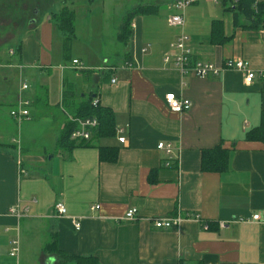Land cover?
<instances>
[{"label": "crops", "instance_id": "obj_1", "mask_svg": "<svg viewBox=\"0 0 264 264\" xmlns=\"http://www.w3.org/2000/svg\"><path fill=\"white\" fill-rule=\"evenodd\" d=\"M99 2L103 16L120 9L122 22L105 17L97 46L77 4L72 34L53 23L54 13L36 18L8 51L18 63H0L16 70L4 81L19 78L14 91H0V264H264V29H249L222 0H196L183 30L168 25L177 0ZM137 9L125 43L123 20ZM182 32L193 60L222 68L219 76L183 75L164 62ZM55 38L81 45L57 57ZM228 60L248 62L255 80L247 85L243 72L225 69ZM169 93L191 108L171 111ZM94 99L112 111L115 134L61 147L66 125ZM23 100L30 118L7 123L3 105L11 116ZM160 142L172 145L171 157ZM213 163L222 170H208ZM58 202L63 217L54 214ZM170 218L180 224L155 228Z\"/></svg>", "mask_w": 264, "mask_h": 264}, {"label": "built area", "instance_id": "obj_2", "mask_svg": "<svg viewBox=\"0 0 264 264\" xmlns=\"http://www.w3.org/2000/svg\"><path fill=\"white\" fill-rule=\"evenodd\" d=\"M196 0H177L176 2V10L178 11L177 14L168 18V25L170 27L179 28L181 30L184 29L185 26V19H184V12L185 10L195 3ZM207 2L219 4L221 0H206ZM254 9L256 10V5H254ZM257 12V10H256ZM173 49V54L166 56L164 62L166 64L173 63L175 68L178 69L183 75H186L190 72H193L196 76L201 78H207L209 76H219L222 68L217 67L212 63H206L202 61L193 60V52L189 46V37L182 32L177 40L171 45ZM13 53V52H12ZM74 65H79L80 62L78 60L73 61ZM83 69L81 65L78 67ZM225 69L228 70H236L243 72L245 75V83L250 85L256 78L254 71L250 68L248 62L243 60H228L225 62ZM264 77V75H263ZM113 83L116 82V79L112 81ZM29 89V85L24 83L22 85V90L26 91ZM165 102L169 109L176 113H182L187 111L191 108V102L187 99L180 98L176 96L174 93H169L165 96ZM99 105V101L94 99L92 101V106L97 107ZM30 102L28 100H23L17 109L11 111V116L16 119L17 121L21 122L25 119L30 118V111H29ZM71 121L76 123V129L72 133L71 139L77 142H87L90 141L92 138V133L99 127V122L95 118H87V119H79V118H71ZM122 133V130L119 131ZM120 143H125V138H119ZM158 149L164 151L168 156H172L173 148L170 143L160 142L158 144ZM171 159V158H170ZM170 163L167 164L169 166ZM24 173V172H23ZM99 207L93 208L98 209ZM11 213L18 215L16 209H12ZM54 214L57 217H63L67 214V208L64 203L58 202L54 205ZM137 215L136 209H130L127 214V219H134ZM19 216V215H18ZM254 220L259 219V215H255L253 217ZM180 219H157L153 222L155 228L157 229H171L174 226H178L180 224ZM75 228L77 230L80 229V223H75ZM11 253L12 257H16L19 253V241L13 240L11 242Z\"/></svg>", "mask_w": 264, "mask_h": 264}, {"label": "rangeland", "instance_id": "obj_3", "mask_svg": "<svg viewBox=\"0 0 264 264\" xmlns=\"http://www.w3.org/2000/svg\"><path fill=\"white\" fill-rule=\"evenodd\" d=\"M102 0H0V63L2 65H9V64H16L18 63V56H9L8 51L10 48H16L17 40L15 39L16 36L21 34V30L29 29L34 24H31V20H34L36 18H39L40 21H42L47 15L51 14H57L60 12L62 6H66L69 11H72L73 5H79L80 9L78 11V14L80 15V22L82 21H91V24L94 23V29L91 32L86 31L87 34H94L96 35H104V31L102 30V23L105 20V17H107V20H109V24H119L122 22V12L119 11L120 9L116 10V13H109L106 14L107 16H103V14L100 13L101 2ZM111 1V0H110ZM110 5V4H109ZM64 6V7H65ZM130 6L125 4L123 6H120V8L125 9L129 8ZM111 10V6L105 7ZM38 11V16L34 14V11ZM80 12V13H79ZM104 17V18H103ZM76 19V13H73V25L75 24ZM105 23V22H104ZM102 30V31H101ZM111 32L108 33V36H110ZM87 37H85L83 40L85 42H88L89 40ZM99 40L98 37H93L91 39V47L97 46L99 43L96 41ZM71 41V42H70ZM68 42H64L63 44L60 42L58 38H55L54 43V54L55 56H60L61 52H64L69 47H71L72 44L75 46L81 45L80 42L76 43L70 40ZM90 41V40H89ZM73 42V43H72ZM63 45V46H62ZM62 46L61 48H59ZM60 49V50H59ZM71 49V48H70ZM65 62V60H64ZM5 71H8V73H16V70L0 68V91L4 92H12L14 91L15 87L19 85V78L18 76L14 79V82L12 83V79L10 78L8 82L4 81L6 75L4 74ZM3 110L7 111V116L4 118L7 123L11 124L14 123L12 121V116H10V107L8 105H3ZM12 117V118H11ZM1 118V117H0ZM38 118L35 119L37 121ZM42 120V119H41ZM15 128H19L21 126L20 123L14 124ZM43 123H39L36 125L39 130V137L42 136V132L45 131V127ZM43 127V128H42ZM39 140L38 142H40ZM43 142L45 144L47 141L43 139Z\"/></svg>", "mask_w": 264, "mask_h": 264}, {"label": "trees", "instance_id": "obj_4", "mask_svg": "<svg viewBox=\"0 0 264 264\" xmlns=\"http://www.w3.org/2000/svg\"><path fill=\"white\" fill-rule=\"evenodd\" d=\"M224 6H229L227 10L235 13V16L243 15L250 23L249 29L259 30L264 29V2H257V0H222ZM256 5V10L254 9ZM142 9H137L127 14L123 20L120 40L127 43L131 34V23L136 14L141 13ZM53 23L62 31L72 34L74 31L73 12L67 8L60 13L52 16ZM93 101V100H92ZM92 101L83 106L80 110L79 119L95 118L99 122V127L93 131L92 137L113 136L115 134L114 116L111 110L103 108L100 104L97 107L92 106ZM77 124L69 122L60 139L59 145L65 148H72L77 141L71 139L72 133L75 131ZM86 143V142H81ZM213 163L208 170H222L221 165Z\"/></svg>", "mask_w": 264, "mask_h": 264}, {"label": "water", "instance_id": "obj_5", "mask_svg": "<svg viewBox=\"0 0 264 264\" xmlns=\"http://www.w3.org/2000/svg\"><path fill=\"white\" fill-rule=\"evenodd\" d=\"M34 14H35V15H37V14H38V11H37V10H35V11H34ZM31 22L33 23V22H34V20H33V21H31Z\"/></svg>", "mask_w": 264, "mask_h": 264}]
</instances>
